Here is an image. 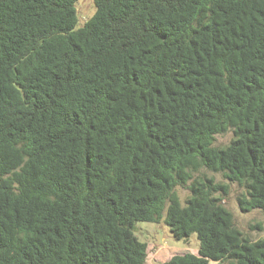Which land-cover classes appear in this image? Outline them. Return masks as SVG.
Instances as JSON below:
<instances>
[{
  "label": "trees",
  "instance_id": "trees-1",
  "mask_svg": "<svg viewBox=\"0 0 264 264\" xmlns=\"http://www.w3.org/2000/svg\"><path fill=\"white\" fill-rule=\"evenodd\" d=\"M77 1L0 0V264H145L160 221L199 243L161 264H264L196 176L264 214V0Z\"/></svg>",
  "mask_w": 264,
  "mask_h": 264
},
{
  "label": "rangeland",
  "instance_id": "rangeland-1",
  "mask_svg": "<svg viewBox=\"0 0 264 264\" xmlns=\"http://www.w3.org/2000/svg\"><path fill=\"white\" fill-rule=\"evenodd\" d=\"M77 13L76 28L82 27L89 17L94 13L93 0H78L75 3ZM232 137L228 132L215 137L214 145L222 147L226 145ZM196 176L208 178L212 177L216 183H221L227 187V194L223 197V205L233 217L235 227L249 241H256L264 237V233L256 226H264V214L259 210H252L248 213L240 211L237 198L244 194V189L236 183H231L223 178L220 173H211L201 170ZM176 192L183 203L189 192L182 188H177ZM134 236L138 241L147 244V258L145 264H161L174 255L192 254L197 255L199 243L195 234H192L189 241H177L173 239L169 228L160 221L159 223L135 222L133 229Z\"/></svg>",
  "mask_w": 264,
  "mask_h": 264
}]
</instances>
